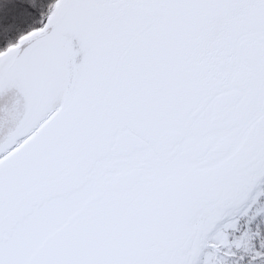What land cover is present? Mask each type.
<instances>
[{"label": "snow or ice", "instance_id": "obj_1", "mask_svg": "<svg viewBox=\"0 0 264 264\" xmlns=\"http://www.w3.org/2000/svg\"><path fill=\"white\" fill-rule=\"evenodd\" d=\"M0 264H264V0H0Z\"/></svg>", "mask_w": 264, "mask_h": 264}]
</instances>
